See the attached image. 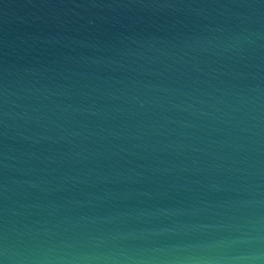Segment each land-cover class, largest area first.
Wrapping results in <instances>:
<instances>
[{
  "label": "water",
  "instance_id": "1",
  "mask_svg": "<svg viewBox=\"0 0 264 264\" xmlns=\"http://www.w3.org/2000/svg\"><path fill=\"white\" fill-rule=\"evenodd\" d=\"M0 264H264V0H0Z\"/></svg>",
  "mask_w": 264,
  "mask_h": 264
}]
</instances>
